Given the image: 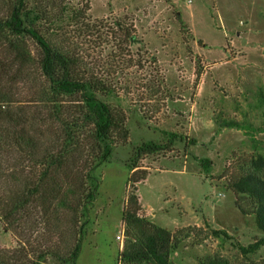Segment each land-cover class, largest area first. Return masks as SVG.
<instances>
[{
    "label": "rangeland",
    "instance_id": "374dc122",
    "mask_svg": "<svg viewBox=\"0 0 264 264\" xmlns=\"http://www.w3.org/2000/svg\"><path fill=\"white\" fill-rule=\"evenodd\" d=\"M6 2L0 0V17ZM27 3L45 11L38 30L47 41L74 56L83 76H93L108 89L111 95L98 97L125 117L128 137L124 142L113 133V151L95 171L99 187L85 217L79 207L89 186L85 173L98 154L88 130L77 133L76 150L46 182V190L57 188V200L67 197L72 210L61 207L45 214L39 196L22 218L8 223L3 214L9 199L18 197L44 169L19 140L18 128L1 119L0 249L14 248L19 240L41 246L45 237L41 250L55 245L62 254L82 226L77 264H123L127 226L122 215L134 196L138 217L183 237L170 256L173 263L201 264L218 256L227 264H264V247L247 257L236 248L264 234L254 216L238 211L229 189L232 180L264 157V0ZM67 8L79 13V19L56 27V17ZM125 33L134 38L133 44ZM25 46L30 66L23 76L14 79L12 71L4 78L9 101L4 108L34 119L27 131L37 140L36 151H55L63 144L62 130L49 116V106L40 103L39 92L46 87L37 66L39 48L29 38ZM5 48L0 38V62L9 64ZM77 100L63 99L67 122L78 118ZM225 120L237 121L240 129L223 127ZM170 132L176 140L165 150L140 157L131 171L136 148L149 142L164 146ZM196 159L211 161L210 169ZM131 174L133 180L145 178L129 182ZM120 230L123 242L116 239ZM211 230H224L232 239L215 238ZM48 264L56 263L49 258Z\"/></svg>",
    "mask_w": 264,
    "mask_h": 264
},
{
    "label": "trees",
    "instance_id": "16d2710c",
    "mask_svg": "<svg viewBox=\"0 0 264 264\" xmlns=\"http://www.w3.org/2000/svg\"><path fill=\"white\" fill-rule=\"evenodd\" d=\"M27 1L7 0L6 12L0 17V38L5 41L6 53L9 57L11 56L9 64L0 62V120L4 119L5 123H11L18 128L19 140L31 150L36 162L43 166L44 170L29 187V184L25 185L18 197L9 199L3 218L8 223L17 222L20 219L18 217L22 218L26 214L25 211L30 207L33 199L39 196H42L45 202L42 205V211L45 214H48L49 211L57 213L61 207H69L72 210V207L66 204L67 197L57 200V188L46 190V182L50 172L58 171L64 166L66 157L76 150L77 133L88 130L87 132L96 143L98 154L85 173V180L89 186L85 199L79 205L81 217H85L88 206L95 200L99 187L95 171L113 151L111 138L113 133L117 134L118 138L124 142L128 137L125 117L115 114L110 106L98 97V95H111L107 88L103 87L93 76H83L78 71L76 58L50 44L39 32L38 26L45 16V11L41 10L38 5L29 6ZM79 17V13L70 12L67 8L60 17H56L57 20L54 21V24L59 28L64 24L74 22L75 18L79 19ZM26 38L32 39L39 48L37 66L46 87L42 92H39L40 103L49 106V116L60 125L62 130L61 143L63 144L55 151H50L47 148L42 152L36 151L38 149L37 140L30 137L27 131L31 124L33 126L34 119L28 117L24 111L18 110L11 114L8 108H4L9 104L4 78H8L12 71L16 74L14 79L25 75L32 60L25 46ZM127 38L129 44L135 42L132 36L125 33V39ZM77 96L79 99L76 112L78 118L67 122L63 118L64 111L61 107L63 99ZM221 125L240 129V124L235 120H225ZM168 135V144L164 146L149 142L137 147L133 154V162L128 165L131 171L137 168L136 162L140 157L167 149L177 138L175 133L170 132ZM198 162L206 171L211 167V161L208 159H200ZM252 165L253 169L232 180L229 189L235 195V207L238 211L243 215L254 216L256 228L264 234V177L261 176L264 157L259 156L252 162ZM133 174H131L129 182H139L145 178V174H143L139 179L133 180ZM128 201L131 207L129 210L123 211L122 215L127 226V239L120 253V261L123 264H175L171 261L170 256L178 248L183 237L178 232L171 233L153 225L145 218L138 217L137 212L140 207L136 198L131 196ZM82 234L81 226L73 246L62 254L55 245L46 244L47 248L44 247L41 250L45 244V237L41 246H39V241L33 246L29 241L19 240L14 248L0 249V264H48L49 258L56 264H77L81 251ZM211 234L215 238L232 239L224 230H211ZM261 247H264V237L247 246L236 244L237 250L244 257L256 253ZM201 264H227V261L222 257L209 256L202 259Z\"/></svg>",
    "mask_w": 264,
    "mask_h": 264
},
{
    "label": "built area",
    "instance_id": "2783aa9c",
    "mask_svg": "<svg viewBox=\"0 0 264 264\" xmlns=\"http://www.w3.org/2000/svg\"><path fill=\"white\" fill-rule=\"evenodd\" d=\"M116 239L119 240L120 242H123V239H124V231L123 230H120L118 232V235L116 236Z\"/></svg>",
    "mask_w": 264,
    "mask_h": 264
}]
</instances>
